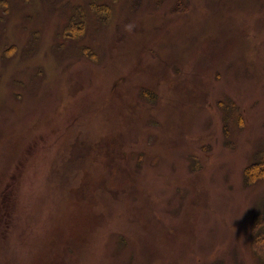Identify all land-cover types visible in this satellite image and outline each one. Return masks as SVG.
Wrapping results in <instances>:
<instances>
[{
	"label": "rangeland",
	"instance_id": "obj_1",
	"mask_svg": "<svg viewBox=\"0 0 264 264\" xmlns=\"http://www.w3.org/2000/svg\"><path fill=\"white\" fill-rule=\"evenodd\" d=\"M99 1L0 0V264H264V0Z\"/></svg>",
	"mask_w": 264,
	"mask_h": 264
},
{
	"label": "trees",
	"instance_id": "obj_2",
	"mask_svg": "<svg viewBox=\"0 0 264 264\" xmlns=\"http://www.w3.org/2000/svg\"><path fill=\"white\" fill-rule=\"evenodd\" d=\"M88 3L92 12L95 13L97 21L103 23L109 22L112 16V8L108 4H101L99 0H89ZM85 29V20L76 22L75 19H71L70 23L65 28V35L69 38H74L80 33H83V31L85 32ZM116 143V140H112L109 145H115ZM244 174L248 185L254 186L264 181V152L257 155L256 160L245 169ZM263 220L264 219L260 220V223L255 227L254 245L255 251L264 260V236L257 234V230L264 226Z\"/></svg>",
	"mask_w": 264,
	"mask_h": 264
}]
</instances>
